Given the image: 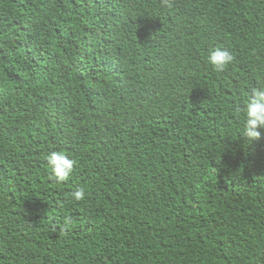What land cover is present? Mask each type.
Returning <instances> with one entry per match:
<instances>
[{"label": "trees", "instance_id": "16d2710c", "mask_svg": "<svg viewBox=\"0 0 264 264\" xmlns=\"http://www.w3.org/2000/svg\"><path fill=\"white\" fill-rule=\"evenodd\" d=\"M262 81L264 0H0V264H264Z\"/></svg>", "mask_w": 264, "mask_h": 264}, {"label": "clouds", "instance_id": "9594fccd", "mask_svg": "<svg viewBox=\"0 0 264 264\" xmlns=\"http://www.w3.org/2000/svg\"><path fill=\"white\" fill-rule=\"evenodd\" d=\"M161 8L169 11L177 6V0H159ZM236 57L231 50L222 46H209L205 62L216 73H224L235 61ZM242 117V125L237 133L246 142L259 141L264 138V81L259 87H253L246 93V101L235 109ZM49 177L58 183L67 181L75 167L74 159L64 151L51 150L44 156ZM71 198L80 201L85 198V189L79 188L71 193Z\"/></svg>", "mask_w": 264, "mask_h": 264}]
</instances>
